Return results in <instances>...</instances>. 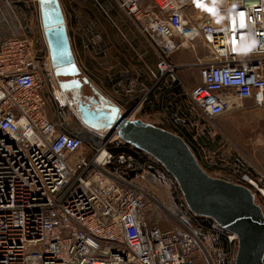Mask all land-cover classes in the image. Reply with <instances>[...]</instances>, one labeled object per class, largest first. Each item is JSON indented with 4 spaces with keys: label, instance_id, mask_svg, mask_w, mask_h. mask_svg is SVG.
<instances>
[{
    "label": "built area",
    "instance_id": "obj_1",
    "mask_svg": "<svg viewBox=\"0 0 264 264\" xmlns=\"http://www.w3.org/2000/svg\"><path fill=\"white\" fill-rule=\"evenodd\" d=\"M116 1L162 76L178 81L171 56L180 48L211 49L212 59L196 57L200 83L188 94L203 115L264 107V0ZM39 62L29 38L0 47V264H191L194 233L156 226L147 194L126 176L138 158L109 140L85 153L82 138L49 119L47 94L58 100L60 86Z\"/></svg>",
    "mask_w": 264,
    "mask_h": 264
},
{
    "label": "rangeland",
    "instance_id": "obj_2",
    "mask_svg": "<svg viewBox=\"0 0 264 264\" xmlns=\"http://www.w3.org/2000/svg\"><path fill=\"white\" fill-rule=\"evenodd\" d=\"M60 3L82 72L79 78L89 80L79 92L66 93L67 103L56 100L52 91L47 94L49 119L60 131L82 138L85 153H91L90 143L99 147L107 140L111 141L109 147H120L123 144L120 138L89 129L81 121L77 106L69 104L77 93L84 101L102 96L131 119L155 123L180 136L179 128L185 129L188 137L183 138L202 168L212 177L248 186L264 211V194L258 191L264 192V116L260 115H264V107L246 102L244 107L213 119L199 111L188 94L200 83L201 65L196 57L206 53L205 44L180 48L171 56L181 82L176 81L181 93L173 95L169 90L175 81L160 74L152 45L116 0H60ZM196 7L191 15L193 20H200L198 15L204 10L200 12ZM20 16L25 19L21 27L14 23ZM8 22L11 27H7ZM9 32L11 37L31 39L39 67L45 73L53 71L38 0H0L2 42L11 38L7 37ZM149 162L132 182L147 194L149 216L154 224L163 230L188 229L194 233L197 239L190 253L191 264H234L238 243L235 246L228 241L226 246L223 239L228 240L229 233L217 224L205 226L196 220L175 179L153 160Z\"/></svg>",
    "mask_w": 264,
    "mask_h": 264
},
{
    "label": "water",
    "instance_id": "obj_3",
    "mask_svg": "<svg viewBox=\"0 0 264 264\" xmlns=\"http://www.w3.org/2000/svg\"><path fill=\"white\" fill-rule=\"evenodd\" d=\"M39 7L60 89L65 93L79 92L89 80L79 78L82 72L60 0H39ZM77 97V112L86 127L115 135L153 157L175 179L195 216L212 219L220 228L237 236L234 264H264V211L249 187L209 175L181 136L141 119L129 118L119 106L102 96L88 101L82 100L78 93ZM69 104L73 106L72 102Z\"/></svg>",
    "mask_w": 264,
    "mask_h": 264
},
{
    "label": "trees",
    "instance_id": "obj_4",
    "mask_svg": "<svg viewBox=\"0 0 264 264\" xmlns=\"http://www.w3.org/2000/svg\"><path fill=\"white\" fill-rule=\"evenodd\" d=\"M174 85L169 90V92L172 93L173 95L180 94L181 93V89L179 88L178 83L175 82ZM179 132L181 133V137L182 138H183V135H185V137H188V133L185 131V129L179 128ZM109 148L116 154L121 153V152H127V153L134 154L138 158L137 171H135V172L127 171L126 169L123 168V170H124V172H126L125 174H126V176L128 178L132 179V178H134L136 176V174L139 171H142V170L146 169L147 166H148L149 161H151V160L156 162L158 165H160L165 170V168L158 161H156L153 157H151L150 155L146 154L145 152L137 149L133 145H131L129 143H125L124 141H123V144L120 145V147H113L112 146V147H109ZM196 220L200 221L201 223L203 222L205 226H211V225H215L216 224L212 219L205 218V217L196 216ZM223 242H224V244L226 246H229L228 240L226 238L223 239Z\"/></svg>",
    "mask_w": 264,
    "mask_h": 264
},
{
    "label": "bare ground",
    "instance_id": "obj_5",
    "mask_svg": "<svg viewBox=\"0 0 264 264\" xmlns=\"http://www.w3.org/2000/svg\"><path fill=\"white\" fill-rule=\"evenodd\" d=\"M38 2H39V0H38ZM185 48H186V46H184ZM205 50H206V53L203 55V56H205V57H207V58H209V59H212L213 57H214V54H213V52L211 51V49L208 47V46H206L205 45ZM79 67V66H78ZM56 97H57V99L59 100V101H61V102H63V103H67L68 102V99H67V97H66V93L65 92H63L61 89H60V87H58V89L56 90ZM121 109V108H120ZM121 111H122V109H121ZM90 129V128H89ZM93 130V129H92ZM95 131V130H94Z\"/></svg>",
    "mask_w": 264,
    "mask_h": 264
},
{
    "label": "crops",
    "instance_id": "obj_6",
    "mask_svg": "<svg viewBox=\"0 0 264 264\" xmlns=\"http://www.w3.org/2000/svg\"><path fill=\"white\" fill-rule=\"evenodd\" d=\"M20 15H22V14H20ZM24 18L23 17H18L17 18V20L16 21H14V23H15V25H19L20 27L22 26V24L24 23ZM7 27H11V24L8 22V24H7ZM7 37H11V32H9V33H7ZM0 43L2 42V39H4V37H1L0 36ZM5 41V40H4ZM3 41V42H4ZM2 42V43H3ZM178 81L180 82V80L178 79ZM181 83V82H180ZM66 97H67V95H66ZM247 102H252V101H247ZM261 116H264L263 114H260ZM153 125H156L155 123H153ZM163 129H165V130H168V129H166V128H163ZM168 131H170L171 132V130H168ZM95 147H98L97 145H95V144H93V143H90L89 144V148L90 149H92V148H95Z\"/></svg>",
    "mask_w": 264,
    "mask_h": 264
},
{
    "label": "flooded vegetation",
    "instance_id": "obj_7",
    "mask_svg": "<svg viewBox=\"0 0 264 264\" xmlns=\"http://www.w3.org/2000/svg\"><path fill=\"white\" fill-rule=\"evenodd\" d=\"M97 98V97H96ZM78 97L76 96V98H74V101H73V105H76V106H78ZM92 106L94 107L95 105L94 104H92Z\"/></svg>",
    "mask_w": 264,
    "mask_h": 264
}]
</instances>
